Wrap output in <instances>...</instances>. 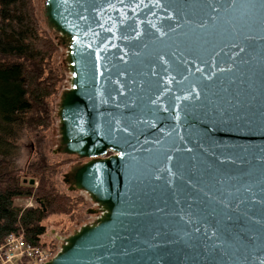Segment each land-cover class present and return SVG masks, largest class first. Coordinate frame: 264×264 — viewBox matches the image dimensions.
Here are the masks:
<instances>
[{
  "label": "water",
  "instance_id": "water-1",
  "mask_svg": "<svg viewBox=\"0 0 264 264\" xmlns=\"http://www.w3.org/2000/svg\"><path fill=\"white\" fill-rule=\"evenodd\" d=\"M44 13L72 73L60 150L88 160L67 183L104 211L46 264H264V0Z\"/></svg>",
  "mask_w": 264,
  "mask_h": 264
},
{
  "label": "trees",
  "instance_id": "trees-1",
  "mask_svg": "<svg viewBox=\"0 0 264 264\" xmlns=\"http://www.w3.org/2000/svg\"><path fill=\"white\" fill-rule=\"evenodd\" d=\"M57 50V41L41 28L35 0H0V248L9 235L45 247L41 241L46 215L67 210L55 187L25 183L18 163L21 135L49 120L46 100L56 90L54 70L49 68ZM45 162L34 161L31 166L40 171L48 165ZM32 196L37 207L17 203Z\"/></svg>",
  "mask_w": 264,
  "mask_h": 264
},
{
  "label": "rangeland",
  "instance_id": "rangeland-1",
  "mask_svg": "<svg viewBox=\"0 0 264 264\" xmlns=\"http://www.w3.org/2000/svg\"><path fill=\"white\" fill-rule=\"evenodd\" d=\"M44 3L45 0H35V8L41 28L45 32L50 33L58 43V50L55 52L52 65L49 68L54 70L53 76H55L56 90L46 100L50 116L45 124L46 126L26 131L21 135L18 163L23 168L20 177L26 180V183L33 180L34 182L38 181L37 184L34 183L35 186L55 187L54 191L56 194H63L64 202L68 204L65 212H58L55 209V211L46 215L43 221L46 233L41 242L46 246L41 247L53 256L60 252L66 239L75 232L85 225L96 223L98 215L101 213V206L95 203L88 193L74 189L70 183H67L68 179L71 180V172L75 168L85 164L88 160L79 158L76 155L64 154L60 150L61 120L59 109L63 93L72 86V73L69 69L67 46L63 44L60 35L48 26L44 13ZM37 148L42 150L41 154L35 152ZM42 159L48 165L43 166L39 169L40 171H37L34 168L35 166H31V163L34 161ZM65 199L68 201H65ZM17 203L22 207L38 206L35 196L20 198L17 200ZM1 264L5 263L2 262Z\"/></svg>",
  "mask_w": 264,
  "mask_h": 264
},
{
  "label": "built area",
  "instance_id": "built-area-1",
  "mask_svg": "<svg viewBox=\"0 0 264 264\" xmlns=\"http://www.w3.org/2000/svg\"><path fill=\"white\" fill-rule=\"evenodd\" d=\"M100 211L103 216L101 207ZM99 215L97 220L101 217ZM55 256H51V253L40 246L28 244L23 237L16 235H9L0 248V264H46Z\"/></svg>",
  "mask_w": 264,
  "mask_h": 264
},
{
  "label": "bare ground",
  "instance_id": "bare-ground-1",
  "mask_svg": "<svg viewBox=\"0 0 264 264\" xmlns=\"http://www.w3.org/2000/svg\"><path fill=\"white\" fill-rule=\"evenodd\" d=\"M102 213H104V211H102ZM99 216H101V214Z\"/></svg>",
  "mask_w": 264,
  "mask_h": 264
}]
</instances>
